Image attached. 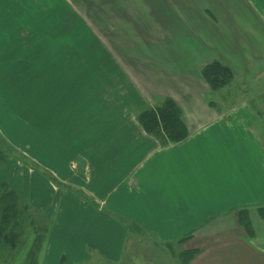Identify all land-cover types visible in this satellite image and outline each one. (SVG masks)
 I'll use <instances>...</instances> for the list:
<instances>
[{"label": "crops", "instance_id": "0c3cea01", "mask_svg": "<svg viewBox=\"0 0 264 264\" xmlns=\"http://www.w3.org/2000/svg\"><path fill=\"white\" fill-rule=\"evenodd\" d=\"M208 1L211 13H220L215 24L233 33L210 36L221 48L210 62L231 69L233 84L245 88L242 63L255 85L264 77V0H233L232 8L222 3L231 0ZM241 22L251 27L243 31ZM201 81L177 102L187 136L164 145L125 106L103 119L92 105L72 103L53 115L42 111L40 132L27 130L23 147L13 136L12 109L0 102L3 121L12 124L0 121V133L22 157V164L9 157L0 167V195L8 185L49 221L38 264H131L128 243L142 231L161 258L145 255L137 264H264V225L255 215L264 208V89L226 105L209 101L213 91ZM159 94L177 100L168 85ZM244 210L251 233L239 222Z\"/></svg>", "mask_w": 264, "mask_h": 264}, {"label": "rangeland", "instance_id": "374dc122", "mask_svg": "<svg viewBox=\"0 0 264 264\" xmlns=\"http://www.w3.org/2000/svg\"><path fill=\"white\" fill-rule=\"evenodd\" d=\"M224 2L233 7V0ZM209 5L208 0H0V102L12 109L13 136L24 147L27 130L40 132L43 112L53 115L59 106L72 103L92 105L98 110L92 114L103 119L110 114L116 118L117 107L125 106L129 118L137 120L140 113L160 105L159 93L166 85L176 104L187 99L184 94L190 87L201 80L206 83L201 72L221 50L210 36L214 31L233 36L227 25L215 24L220 13H211ZM219 11L224 13L222 7ZM247 18L252 25L251 16ZM238 25L243 31L251 27ZM220 45L225 46L224 39ZM241 51L248 53L246 48ZM248 71L239 65L237 73L245 88L240 81L233 84V78L216 91L206 83L213 91L209 101L221 98L228 105L261 92L264 77L250 85ZM251 103L259 105L258 100ZM107 106L114 107L113 113L106 111ZM7 114L3 111L0 121L10 128L12 124L3 121ZM0 139L6 159L22 164L20 153L1 133ZM32 216L25 230L27 243L12 264H24L37 236L46 237L49 221L36 213ZM143 233L128 243L130 256L137 259L133 264L152 255L148 249L158 247ZM155 254L148 260L161 258Z\"/></svg>", "mask_w": 264, "mask_h": 264}, {"label": "trees", "instance_id": "16d2710c", "mask_svg": "<svg viewBox=\"0 0 264 264\" xmlns=\"http://www.w3.org/2000/svg\"><path fill=\"white\" fill-rule=\"evenodd\" d=\"M201 75L213 91L224 87L233 78L230 69L217 61L208 63L203 68ZM137 122L146 134L155 137L163 145L167 142H180L187 136L181 109L169 97L164 98L160 105L154 109L140 113ZM2 141L0 139V167L7 160V152L5 154L2 150L4 144ZM32 212V209L27 204L22 203L20 197L8 185H1L0 262L2 264H12L20 248L27 243L25 230L31 224ZM256 214L264 225V208L257 209ZM239 222L245 232L251 233L253 231L248 211L239 212ZM127 227L130 232L137 231L132 223H128ZM43 240L44 236H37V240L34 241L30 251L25 256L24 264H38V253Z\"/></svg>", "mask_w": 264, "mask_h": 264}]
</instances>
